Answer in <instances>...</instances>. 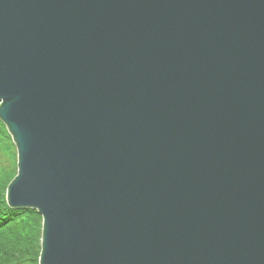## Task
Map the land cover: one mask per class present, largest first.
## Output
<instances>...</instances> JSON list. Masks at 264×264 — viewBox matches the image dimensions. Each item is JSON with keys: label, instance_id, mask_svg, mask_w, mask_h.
I'll list each match as a JSON object with an SVG mask.
<instances>
[{"label": "water", "instance_id": "95a60500", "mask_svg": "<svg viewBox=\"0 0 264 264\" xmlns=\"http://www.w3.org/2000/svg\"><path fill=\"white\" fill-rule=\"evenodd\" d=\"M0 119L40 264H264V0H0Z\"/></svg>", "mask_w": 264, "mask_h": 264}, {"label": "trees", "instance_id": "16d2710c", "mask_svg": "<svg viewBox=\"0 0 264 264\" xmlns=\"http://www.w3.org/2000/svg\"><path fill=\"white\" fill-rule=\"evenodd\" d=\"M16 174V145L0 119V264H40L42 216L35 208H14L6 200Z\"/></svg>", "mask_w": 264, "mask_h": 264}, {"label": "rangeland", "instance_id": "374dc122", "mask_svg": "<svg viewBox=\"0 0 264 264\" xmlns=\"http://www.w3.org/2000/svg\"><path fill=\"white\" fill-rule=\"evenodd\" d=\"M16 153H17V147H16Z\"/></svg>", "mask_w": 264, "mask_h": 264}, {"label": "bare ground", "instance_id": "6f19581e", "mask_svg": "<svg viewBox=\"0 0 264 264\" xmlns=\"http://www.w3.org/2000/svg\"><path fill=\"white\" fill-rule=\"evenodd\" d=\"M17 160H18V156H17Z\"/></svg>", "mask_w": 264, "mask_h": 264}]
</instances>
